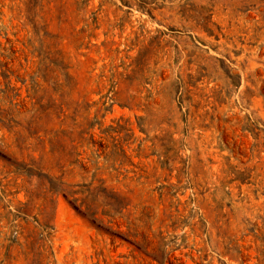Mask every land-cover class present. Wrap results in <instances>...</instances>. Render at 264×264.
Here are the masks:
<instances>
[{"label": "rangeland", "instance_id": "374dc122", "mask_svg": "<svg viewBox=\"0 0 264 264\" xmlns=\"http://www.w3.org/2000/svg\"><path fill=\"white\" fill-rule=\"evenodd\" d=\"M0 264H264V0H0Z\"/></svg>", "mask_w": 264, "mask_h": 264}]
</instances>
